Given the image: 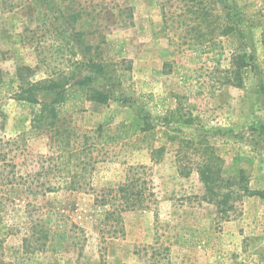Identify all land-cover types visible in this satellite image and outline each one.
I'll return each instance as SVG.
<instances>
[{"label": "rangeland", "instance_id": "obj_1", "mask_svg": "<svg viewBox=\"0 0 264 264\" xmlns=\"http://www.w3.org/2000/svg\"><path fill=\"white\" fill-rule=\"evenodd\" d=\"M184 3L0 0V138L27 135L30 140L28 150L16 160L18 172L24 174L38 155L48 152L45 136H30V118L39 106L14 97L19 91L18 67L29 66L35 70L31 81L41 87L87 77L92 91L108 95L106 104L88 101L82 111L66 116L79 142L94 137L100 126L125 123L130 128L131 137L125 141L96 146L93 154L100 161L92 174L93 185L116 188L130 166H147L158 199L156 209L123 213V233H118L116 221L107 219L108 207L96 204L93 194H59L55 204L64 200L67 222L78 226L84 239L78 247L58 253L27 254L23 232L11 227L21 226L25 217L13 213L0 226L6 262L264 264V0H223L224 20L228 14L236 32L218 38L222 52L218 72L210 59L213 53L204 54L196 64L188 60L195 41L178 18ZM116 39L126 42L131 64L116 66L113 74L112 60L117 58L111 41ZM239 47L249 56L244 86L221 85ZM55 94L41 90L36 98L50 102ZM178 106L196 117L193 126L178 128L211 137L222 159L223 176H244L253 192L229 221L219 222L215 206L202 199L204 186L195 169L199 156L192 155V162L183 160L192 170L188 177L180 175L179 146L159 132L164 112ZM147 121L155 128L146 130ZM161 146L162 159L154 163L152 150ZM185 240L189 243L182 246Z\"/></svg>", "mask_w": 264, "mask_h": 264}, {"label": "trees", "instance_id": "obj_2", "mask_svg": "<svg viewBox=\"0 0 264 264\" xmlns=\"http://www.w3.org/2000/svg\"><path fill=\"white\" fill-rule=\"evenodd\" d=\"M183 1L184 11L178 18L181 19L182 25L189 29L188 32H192L191 39L195 41L190 44L193 54L188 56V60L196 64L202 61L204 54L213 53L210 59L218 65L216 68L218 72L222 63V52L217 49L218 38L236 32V28L229 23L228 14L224 20L223 0ZM90 24L88 21L87 25ZM168 26L169 20L161 34L166 33ZM205 42L208 45H204ZM111 45L113 56L117 58V62L112 60V72L115 74L116 66L120 64L125 66L131 64V61L127 58V44L124 40H112ZM168 64L170 63L165 65ZM249 67V56L239 47L232 54L230 67L225 69V75L219 82L221 85L241 88L245 82V71ZM34 75L33 68L18 67L19 91L14 93V97L18 101L39 106L30 118L32 132L30 136L32 138L45 136L48 152L38 155L31 167L21 174L18 172L16 160L30 147L28 136L7 140L0 138V226L5 225L13 213L23 214L25 220L21 222V226L18 223L11 224V227L23 232V246L27 254L58 253L78 247L84 239L77 231L79 227L75 224L69 225L67 222L65 216L67 205H64V200H59L60 205L55 203L58 202L59 194L83 192L93 194L94 201L99 206L108 207L107 219L115 220L118 233H123V213L156 209L154 206L157 205L158 199L153 181L148 178L150 169L142 165L130 166L124 182L118 187L97 189L93 185L92 174L100 158L94 156L93 151L98 145L118 144L130 138V128L125 123L114 128L100 126L94 137L86 136L79 142V135L70 126L66 116L82 111L88 101L106 104L109 100L108 95L92 91L87 84V77L85 80L66 82L63 86L59 82H48L50 83L48 86L41 87L38 82L31 81ZM41 90L56 92L53 100L50 102L38 100L36 94ZM148 97L152 100V95ZM195 121L196 117L192 113L183 112L181 106L169 108L160 121L162 129L159 132L179 146L176 157L180 163L178 166L180 175L188 177L192 170L182 163L183 160L192 162V155L199 156L195 169L204 186L202 199L215 206L219 222L229 221L242 206L244 198L253 192L244 176L231 179L223 176L220 166L222 159L217 154L211 137L187 134L178 128L191 127ZM154 128V124L145 122L146 130ZM164 150V146L152 150L154 163L161 161ZM188 243L189 241L185 240L181 245L186 246ZM3 255V240L0 239V264H10L5 261Z\"/></svg>", "mask_w": 264, "mask_h": 264}]
</instances>
